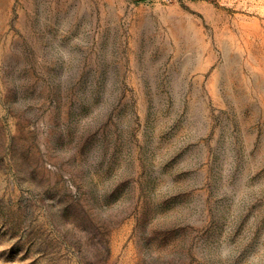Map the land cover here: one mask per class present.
Listing matches in <instances>:
<instances>
[{"label":"rangeland","instance_id":"obj_1","mask_svg":"<svg viewBox=\"0 0 264 264\" xmlns=\"http://www.w3.org/2000/svg\"><path fill=\"white\" fill-rule=\"evenodd\" d=\"M0 264H264V0H0Z\"/></svg>","mask_w":264,"mask_h":264}]
</instances>
